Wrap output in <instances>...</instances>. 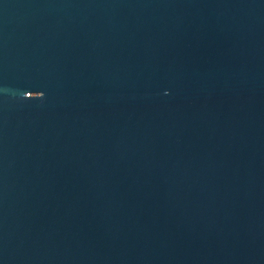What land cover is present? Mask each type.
Listing matches in <instances>:
<instances>
[{
    "label": "water",
    "instance_id": "95a60500",
    "mask_svg": "<svg viewBox=\"0 0 264 264\" xmlns=\"http://www.w3.org/2000/svg\"><path fill=\"white\" fill-rule=\"evenodd\" d=\"M0 264H264V0H0Z\"/></svg>",
    "mask_w": 264,
    "mask_h": 264
}]
</instances>
